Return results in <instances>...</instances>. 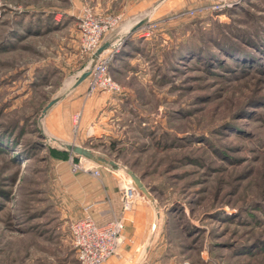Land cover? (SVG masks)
<instances>
[{"label": "rangeland", "instance_id": "1", "mask_svg": "<svg viewBox=\"0 0 264 264\" xmlns=\"http://www.w3.org/2000/svg\"><path fill=\"white\" fill-rule=\"evenodd\" d=\"M0 4V264H80L69 226L83 186L120 204L135 189L118 254L100 264H264V0ZM43 8H61L56 24ZM87 13L102 20L91 46ZM99 58L115 88L90 90L89 73L64 92ZM61 95L80 104L55 127L68 137L42 118L46 139L42 109ZM65 143L118 165L73 171L82 156Z\"/></svg>", "mask_w": 264, "mask_h": 264}, {"label": "built area", "instance_id": "2", "mask_svg": "<svg viewBox=\"0 0 264 264\" xmlns=\"http://www.w3.org/2000/svg\"><path fill=\"white\" fill-rule=\"evenodd\" d=\"M6 6L0 4V17L3 15ZM102 20L94 19L89 13L82 20L81 29L84 33L86 46L95 45L101 33ZM114 53L109 52L110 60ZM92 64L90 73L89 87L90 90L96 89L98 86L113 89L115 85L111 82V78L106 73L107 63L100 61ZM102 84L96 85V81ZM108 85V86H106ZM71 170H89L94 176L99 175L96 168L97 165L89 160L80 157L77 161L70 156L69 159ZM134 189L129 187L126 189L125 195L121 202V208L107 222L98 224L89 211V207L83 208V215L71 222L69 226V234L72 245L76 250L77 259L80 264H100L105 262L109 257L118 254V250L123 241V231L125 227V212L132 208L135 200Z\"/></svg>", "mask_w": 264, "mask_h": 264}, {"label": "crops", "instance_id": "3", "mask_svg": "<svg viewBox=\"0 0 264 264\" xmlns=\"http://www.w3.org/2000/svg\"><path fill=\"white\" fill-rule=\"evenodd\" d=\"M53 9L54 10L50 11V9L43 8V9H38V12H39V14H41L43 12L45 14L51 13L53 16V20H55V24H56L57 23L56 21H58V19H59L61 8H53ZM57 9H59V10H57ZM41 22H42V20H41ZM43 24L44 23H41V25H43ZM65 25H66V28L68 26L72 27V21L69 18V16H67V18H66ZM45 27H47V26H45ZM26 30L30 31V29H26ZM29 34H31V33H29ZM122 49H123V47L121 45V53L123 51ZM117 61H118V58L115 57L111 65L114 66L115 63H117ZM120 68L121 67H119V66L116 67V73L118 71H120L119 70ZM76 77L74 79H71L68 81V86L64 92H67L68 90L72 92V91H74V89L84 88V84L80 87H78V85H79L78 84L76 86V88L75 87L72 88ZM79 104H80L79 99H77V98L72 99L68 95L67 98H62L47 112L46 118H45V120H46L45 124L47 126V129L49 126L51 127L48 130L53 134V136L55 135L59 138L64 137V136L68 137L70 131H68V130L63 131L62 130V132H57L58 131V129H57V131H56L57 133H56L55 127L58 126L57 125L58 121H59V124H61V122L63 120L66 121V116L69 117V114L73 110H76V108L78 107ZM85 115L90 116V112H88ZM49 120L52 121L51 124H49ZM99 123H100V121H99ZM94 125H96V124H94ZM100 125H101V123H100ZM86 126L87 125H85V127ZM61 140H63V138H61ZM75 179H79V178L77 177ZM76 182H78L77 184H80V181L77 180ZM86 186H88V185L86 184ZM94 186H96V185L94 184ZM96 187H98V186H96ZM84 188H85L84 186L83 187H77V193H78V195H81V197L86 199L85 203L83 205L89 207L90 213L92 214L94 220L98 224L107 222L109 219H111L114 215H116L118 213V210L120 208V200L112 188L108 189L105 193H102V189H100L99 187H98V189H96L94 191H92V189H89L88 187H87V189H84ZM90 191H92V192H90ZM72 195H74V194H72ZM83 207L81 209V213H80L79 217L83 215ZM137 210L138 209L135 208L136 212H137ZM133 214H134V212H133ZM128 225H130V223ZM128 230L125 231V234L130 235V232Z\"/></svg>", "mask_w": 264, "mask_h": 264}, {"label": "water", "instance_id": "4", "mask_svg": "<svg viewBox=\"0 0 264 264\" xmlns=\"http://www.w3.org/2000/svg\"><path fill=\"white\" fill-rule=\"evenodd\" d=\"M146 22V18L139 20L136 25L133 27L132 30L136 29L137 27H139L140 25H142L143 23ZM109 46V43L106 42L105 44H103L102 46H100L97 49L96 54H98L99 52H101L105 47ZM89 74V69L82 71L75 79V82L72 86V88L76 87L78 84H80ZM64 95L61 96H56L53 97L52 99H50L48 101V103L44 106V108L42 109L41 115H40V125H41V133L43 135V137H46V139L48 138L46 135V129L43 127V123H42V118L45 117L46 115V111L52 106L54 105L56 102H58ZM63 146L69 150L70 152L74 153L75 155L78 156H82L98 165H107V166H112V167H116L118 164L116 162H114L113 160H110L108 158H106L105 156L93 151L91 148L86 147V146H82V145H78V144H68L65 143L63 144ZM128 173L131 177V179L133 180V182L135 183V185L138 187V189L147 197L152 198L150 192L148 191V189L143 185V183L141 182V180L138 178L137 175H135L132 171L128 170Z\"/></svg>", "mask_w": 264, "mask_h": 264}, {"label": "bare ground", "instance_id": "5", "mask_svg": "<svg viewBox=\"0 0 264 264\" xmlns=\"http://www.w3.org/2000/svg\"><path fill=\"white\" fill-rule=\"evenodd\" d=\"M134 189V188H133ZM135 190V189H134Z\"/></svg>", "mask_w": 264, "mask_h": 264}]
</instances>
